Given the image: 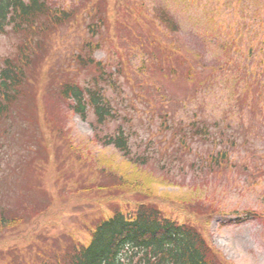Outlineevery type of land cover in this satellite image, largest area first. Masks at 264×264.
Listing matches in <instances>:
<instances>
[{
    "label": "trees",
    "instance_id": "1",
    "mask_svg": "<svg viewBox=\"0 0 264 264\" xmlns=\"http://www.w3.org/2000/svg\"><path fill=\"white\" fill-rule=\"evenodd\" d=\"M226 5L238 16L235 21L241 22L243 17L242 30L238 31L240 38L233 26L225 34L223 25L217 26L215 19L210 20L208 28L200 34L201 41L214 44L220 55L214 60L200 54L201 67L192 64L187 71L198 88V95L217 89L220 94L224 93L226 101L221 106L227 109L225 115L211 118L195 113L188 119L178 118L171 108L174 100L168 99L167 113L161 114L156 125V138L151 136L147 148L140 150L135 138L139 136L138 131L133 130L143 123L139 115L121 113L119 102L108 94L111 89H117L114 77L120 69H109V61L94 56L101 44L93 38L104 26L105 15L100 21L88 23L86 32L93 38L83 39L77 53L60 59L57 53L62 46L58 40L60 29L67 26V30H74L86 16L83 12H78L76 7L53 4L51 0H0V36L12 34L18 39L14 51L0 54V129L18 135L27 116L34 128L28 129L25 125V135L32 138H24L22 147L33 143L37 139L35 124L39 119H34L27 109L31 101L35 99L36 103L45 97L47 101L66 102L70 111L84 119L92 112L97 141L114 146L122 154L120 162H116V157L105 159L107 166L97 170L98 178L103 180L100 184L89 176L79 180L85 185L82 190L96 192L95 199L90 201L95 203L94 209H88V214L72 215L68 218L69 224L48 220L65 205L60 202L58 192L47 187L46 173L38 172L34 178L30 169L13 166L19 185L18 191L15 189L16 197L6 192L8 202L0 201V264H236L214 244L208 231L211 217L224 210L214 203L208 204L209 200L202 201L192 190L173 193L161 189L167 186V179L143 168V165L154 167L152 158L167 168V152L172 157L174 150L172 140L180 137L184 152H191L196 141L223 145L219 149L212 147L205 155L196 151L205 163L201 165L195 158L190 164L197 177L203 174L208 177L209 173L204 170L208 163L211 172L221 176L232 167V152L227 149L230 143L237 146L240 137L249 145L257 134L256 128L260 125L264 128V0H229ZM159 10V19L168 29L180 30L172 10L166 7ZM109 12L111 15L112 11ZM90 14L93 15L92 11ZM243 29L247 30L246 34ZM235 44L238 48L233 56L230 48ZM51 47L55 48L53 52ZM169 53L174 55L171 50ZM83 71L88 76L80 80L79 74ZM167 74H175L177 78L179 71L171 66ZM190 101L189 96L185 104L190 105ZM126 102L125 109L133 107ZM43 103L42 100L36 106L43 107ZM42 116L39 112L38 118ZM52 119L48 116L46 123H42L44 138H54L47 136L48 131L55 137L57 133L59 138L65 137L64 130L51 123ZM236 119H243L240 123L243 136L232 127ZM111 123H117L116 127L106 132ZM167 131L173 132L169 143L165 142ZM67 142L70 147L74 146L72 141ZM157 151L162 157L156 155ZM36 153L43 158L40 148ZM33 159L34 156L24 161L30 165ZM18 169H21L19 174ZM54 203L58 205L55 210ZM242 212L264 218V212L257 209ZM41 219L63 227L64 235L34 246L31 255L28 247L33 243L34 231ZM22 227L33 229L20 234Z\"/></svg>",
    "mask_w": 264,
    "mask_h": 264
},
{
    "label": "rangeland",
    "instance_id": "2",
    "mask_svg": "<svg viewBox=\"0 0 264 264\" xmlns=\"http://www.w3.org/2000/svg\"><path fill=\"white\" fill-rule=\"evenodd\" d=\"M228 1L51 0L56 5L76 7L78 12H83L87 16H84V19L76 24L74 30H67V26L61 27L58 40L61 41L62 46L57 53L60 59L70 58L71 54L77 53L81 41L92 37L88 31L86 32L88 23L92 20L100 21L101 16L105 15L103 17L105 19L104 26L94 38L92 37L101 44L95 50L94 56L97 59L109 61V69H120L114 77L117 89H111L108 94L119 102L122 107L121 113L139 115L138 119L143 123H139L133 130L138 131L139 136L135 138L139 142V149L144 150L148 146L150 137L156 138L155 130L158 129L156 125L159 123L161 114L167 113L168 99L174 100L171 108L173 114L178 118L188 119L195 113L211 118L225 115L227 109L221 106L222 101H226L224 93L220 94L217 89L198 95V88L187 76V71H190L192 64L201 67V63L198 61L200 54L214 60L220 55L214 44L201 41L200 34L208 28L210 20L214 21L215 19L217 26L223 25L225 34L228 27L233 26L235 33L237 32L240 38L238 31L242 30L243 17L241 22L235 21L238 16L231 13L232 8H228L226 5ZM106 5L108 6L105 10ZM160 7H166L173 11L180 24V30L171 31L160 21L158 16ZM91 11L93 15H89ZM109 11H112L111 15ZM106 16L108 17L106 18ZM246 31L243 29L244 34ZM17 40V37L12 34L1 35L0 53L6 55L14 51ZM52 47L51 52L55 49ZM216 47L218 48V46ZM236 48H238V44L230 48V53L233 56L236 54ZM169 50L174 55L170 54ZM171 66L178 69L177 78L175 74H167L170 72ZM205 72L203 70V74ZM87 76V72L83 71L79 74V79L85 80ZM189 96L191 101L187 106L185 99ZM193 98L195 99L192 100ZM42 100L44 101L41 105L43 107L38 108L36 104H41ZM42 100L35 103L34 99L27 110L34 119L39 112L41 115L44 114L38 118L43 124L48 120V116L52 117L51 123L56 124L59 129H63L65 137L59 138L58 133L55 137L48 131L47 136L54 137L52 140H46L45 143L48 149L45 150V153L49 151V158L47 154L43 158L34 155L33 163L29 165L25 162L24 168L30 169L29 171L34 173V178H37V173L42 168L47 176L46 185L54 189L56 193L58 192L60 202L65 205L60 213L51 215L48 220H61L62 223L69 224L68 218L72 215H83L84 212L88 214V209L90 211L94 209L95 203L91 204L90 201L95 199L96 192L82 190L81 188L85 185L79 180L89 176L88 178H93L96 184H100L103 180L101 177L98 178L97 170L103 165L107 166L104 164L105 159L116 157V162H120L122 154L114 146L106 145L102 143V140L97 141L92 124L94 120L92 112L88 119H84L78 113L70 111L66 102L47 101L45 97ZM125 101H128L127 105H133V107L129 106L128 109H125ZM242 120L236 119V124H232V127L243 136L240 126ZM116 124L111 123L110 130L105 131L113 130ZM25 125L28 129L31 128L27 116L25 122L19 127L20 134L18 135H13L11 130L0 129V177L2 180L0 194L4 192V195L0 196V201L3 203L8 202L7 193L16 197L15 189L18 191V176L13 173V165L22 167L25 155L19 157V151L22 150L24 138H32V135H25ZM9 126L10 123L7 127ZM41 127L42 125L40 129ZM243 127L246 128L244 125ZM39 132L41 133L40 130ZM256 132L257 134L249 145L245 144L240 137H236L239 144L235 147L231 146V143L229 146L225 144L228 146V151L232 152L230 158L232 167L224 170L221 176L211 172V166L208 163L204 169L209 173L208 177H203L205 174L202 177H197V173L190 167V164L195 158L201 165L205 163L204 159L196 155V151L205 155L207 151L214 149L212 147L216 146L219 149L223 145L204 144V142L196 141L192 144L191 152H184L180 146V137L173 142L171 138L173 132L171 131H167V139H165L167 143L170 142V139L172 140L174 149L172 157H169L170 153L167 152V168H162L155 158L150 160L154 167L143 165V168L154 175L167 179V186H162L161 189H167L173 193L192 190L196 196H201L202 201L209 200L208 204L214 203L220 207H218L219 209L224 210V213L211 217L208 231L213 242L224 255L236 264H264V219L255 216L245 217L244 220L237 219L244 216L242 211L246 209H257L264 212V128L260 125L256 128ZM100 133L101 135L105 134L103 131ZM67 141L79 145L84 153L77 148L70 147ZM36 142L35 148L39 146V140ZM138 142L135 144L137 145ZM54 145H56L55 151L57 150L56 156L51 152ZM76 151L80 153L78 154ZM156 155L162 157L159 151L156 152ZM20 170L18 169V174ZM166 172L167 176L164 175ZM42 187L45 188L43 183ZM76 189H80V191H76ZM57 208L58 205L55 204L53 209ZM237 210L241 213L236 214ZM49 223L41 219L40 225L36 227L33 243L28 247L31 255L34 246L43 243L44 240L50 241L55 238L54 236L64 235L63 227ZM32 229L33 227L29 229L22 227L20 234L27 230L32 232Z\"/></svg>",
    "mask_w": 264,
    "mask_h": 264
}]
</instances>
